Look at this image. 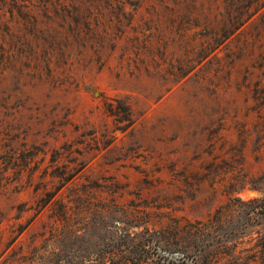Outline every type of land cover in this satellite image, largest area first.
Wrapping results in <instances>:
<instances>
[{
	"label": "rangeland",
	"instance_id": "374dc122",
	"mask_svg": "<svg viewBox=\"0 0 264 264\" xmlns=\"http://www.w3.org/2000/svg\"><path fill=\"white\" fill-rule=\"evenodd\" d=\"M211 1V15L223 10L222 0ZM147 4L133 25L125 21L120 39L122 31L109 14L97 21L94 14L84 17V9L76 16L71 8L55 12L52 6L29 5L10 15L4 7L0 136L42 145L46 154L38 155L40 169L31 183L24 174L17 188L0 187V264H18L21 255L52 245L54 232H62L69 255H89L93 264H134L139 250L128 246L129 238L146 236V227L151 232L170 218H205L238 191L243 198L264 194V181L254 179L264 177L261 14L216 56L175 82L142 70L131 73L127 66L125 58L135 57L137 44L126 38L138 35L133 42L140 44L143 33L157 26L155 21L137 25L141 15L150 17ZM255 26L262 30L260 41L240 51ZM111 98L128 104L130 126L120 128L107 111ZM54 149L59 151L54 165L80 171L37 212L45 189L59 185L49 176L46 187L39 184ZM57 198L72 207L64 220L53 214ZM120 207L125 215L116 211ZM20 224L25 228L12 241ZM110 249L104 260L97 259L95 253ZM142 264L161 262L154 253Z\"/></svg>",
	"mask_w": 264,
	"mask_h": 264
},
{
	"label": "trees",
	"instance_id": "16d2710c",
	"mask_svg": "<svg viewBox=\"0 0 264 264\" xmlns=\"http://www.w3.org/2000/svg\"><path fill=\"white\" fill-rule=\"evenodd\" d=\"M37 1L38 4H33L31 0H0V26L3 24L1 18L4 7L7 6L12 15L14 10L19 13L25 8L29 9V5H37L45 10L52 6L55 12H69L71 8L76 16L84 9V12H88L84 17L89 18L94 14L93 18L97 21L109 14L108 20L114 21L117 30L121 32L125 21L127 25H133L137 12L148 3L145 9L150 17L141 15L137 19L140 22L137 25L155 21V32L143 33L140 44L133 42L139 39L138 35L126 38L133 46L137 44L135 57L125 58L123 53L122 59H126L131 73L142 70L147 75L175 82L187 77L204 60L216 56L218 49L225 45L231 36L240 33L242 27L256 14H261L264 25V0H222L223 10H218V13L213 15L210 14L214 4L211 0H70L68 4L64 0ZM165 14L168 25L162 28L160 21ZM132 29L136 30V27ZM124 32L125 30L119 39ZM167 33L169 35H166ZM261 33L262 30L255 26V32L249 34L239 50L244 51L248 45L254 46L260 41ZM106 109L120 124V128L133 123L131 110L123 99H108ZM4 138L0 136V187L14 185L17 188L24 174L31 183L40 169L41 160L37 157L40 153L46 154L45 147L28 145L25 141L14 143L15 136L6 142L3 141ZM53 154L51 164L40 171L39 178L42 181L39 184L49 176L51 179H57L59 185L54 191L45 189V196L41 197L36 205L37 212L50 203L57 192L80 171L77 168L66 169L65 165L62 168L54 165L57 160L55 154H59V151L54 149ZM262 177L254 179L263 182ZM48 182L49 180L44 182V187ZM239 193L240 191L235 196H228L226 201L219 204L205 218H170L169 222L161 225L159 229L150 232L146 227V236L139 240L135 237L129 238L128 246H136L139 250L136 251L139 254L136 259L138 262L134 264L144 263L148 255L154 253L161 264H250L256 261L258 264H264V194L243 198ZM77 199H80V196ZM54 203L56 206L53 214L57 216V220L66 219L72 207L61 198L55 199ZM116 211L124 215L127 213L123 207ZM24 228L22 224L18 226L19 232L12 241ZM126 232L130 235V231ZM52 234V245H45L43 250L36 249L30 256L21 255L18 264H93L89 255H69L66 247H62L65 239L62 232ZM118 245L127 247L121 241ZM111 250L95 255L102 261Z\"/></svg>",
	"mask_w": 264,
	"mask_h": 264
}]
</instances>
